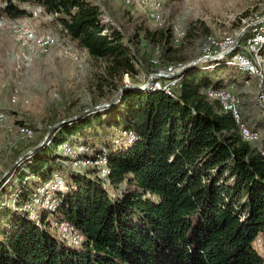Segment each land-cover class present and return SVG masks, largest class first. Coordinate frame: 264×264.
<instances>
[{"label":"trees","instance_id":"obj_1","mask_svg":"<svg viewBox=\"0 0 264 264\" xmlns=\"http://www.w3.org/2000/svg\"><path fill=\"white\" fill-rule=\"evenodd\" d=\"M27 6H39L74 46L104 61L113 80L141 74L129 44L133 39L102 21L98 4L0 0V15L22 20L31 14ZM145 36L159 46L158 65L166 69L172 28ZM147 59L145 80L156 71ZM218 64L228 66L222 59L209 67ZM176 79L168 91L127 89L111 107L57 127L9 174L6 180L16 179L21 187L15 203L19 211L0 204V264H264L254 246L257 235L264 237V144L243 140L230 113L206 93L231 84L218 87L221 81L192 69ZM95 125H102L104 133L115 125L123 138L97 148L107 155L104 177L95 168L97 177L75 172L78 168L61 164L63 156L57 154L61 143L82 138ZM120 132L131 133L132 141ZM56 172L68 190L56 194L54 213L39 210L32 218L28 202ZM29 173L36 179L31 184L24 180ZM50 214L75 226L82 244L59 237Z\"/></svg>","mask_w":264,"mask_h":264},{"label":"rangeland","instance_id":"obj_2","mask_svg":"<svg viewBox=\"0 0 264 264\" xmlns=\"http://www.w3.org/2000/svg\"><path fill=\"white\" fill-rule=\"evenodd\" d=\"M90 1L100 6L102 21L116 26L127 39H133L129 44L138 59L137 66L141 74L133 78L124 74L119 80H113L106 73L104 61L93 60L84 49L74 46L60 26L43 13H38L37 16L30 14L22 20H13L31 27L37 35L47 31L57 37L59 44H54L49 51L40 53L35 47L23 44L17 34L6 26L9 19L0 15V175L19 155L28 150L19 154L22 148L31 143H38L42 139L53 121L57 122L76 115L85 108L108 101L117 93L119 87L115 89V85L121 86L127 82L143 85L147 80L144 79L147 73L145 71L147 58L150 57V63L156 71L178 69L198 56L207 54L203 52L206 36L211 35L217 40L234 41L244 27L264 17V0H159L161 4L159 20L151 19L147 10L143 8L135 6L129 8L122 0ZM34 7L37 6H27L29 10L31 9L30 13ZM166 26L172 28L174 44L178 45L165 56L164 60L168 61V66L164 69L163 65L160 67L158 65L161 56L159 46L145 35L147 31ZM254 26L246 32L240 44ZM67 43L73 55L67 52ZM152 60H155L156 64H153ZM209 65L208 61H201L191 69L209 76L211 80H216L220 74L235 77L239 72L233 66L209 67ZM185 73H180V77ZM175 79L165 78L164 83ZM245 84L249 85L250 80ZM254 85L256 98V80ZM232 88L238 96L240 106V97L234 86ZM258 110L261 113L259 107ZM91 113L94 111L85 115ZM116 129V126L112 125L108 133H104L102 125L101 127L95 125L87 129L82 138L73 136L71 140L64 141L57 149V154L63 156L59 159L60 163L71 168L76 167L75 169L79 167L78 171L72 169L75 172L89 171L93 173L92 176L97 177L98 174L102 176L96 167L88 166L82 169L76 164L86 156L97 155L100 152L97 148H100L101 143H117L118 138L123 139L116 135ZM27 130H31V134H28ZM120 133L128 141H132L131 134ZM92 168L97 170V175ZM28 176L30 173L25 175L24 180ZM34 180L36 179L27 180V184ZM103 183L108 185L106 180ZM4 184L2 185L5 189L0 188V204L19 211L15 203L21 190L20 185H17L16 179H11L10 182L7 179ZM67 185L66 180L57 172L53 173L48 181L40 183L26 206L30 216L37 219L39 210H46L44 211L46 214L47 211L54 213L59 205L56 194L68 190ZM1 209L3 208H0V219L4 213ZM49 218L52 228L59 232L58 222L65 221L53 218V214H50ZM58 232L56 233L59 237L62 236ZM262 237L256 249L264 257ZM67 240L73 243V240ZM76 242L80 244L79 240Z\"/></svg>","mask_w":264,"mask_h":264},{"label":"bare ground","instance_id":"obj_3","mask_svg":"<svg viewBox=\"0 0 264 264\" xmlns=\"http://www.w3.org/2000/svg\"><path fill=\"white\" fill-rule=\"evenodd\" d=\"M122 2H124V4L128 6H135L147 10L148 15L153 20L161 19V4L159 0H122ZM38 13H42V9L39 6L34 7L31 14L33 16H37ZM6 26L11 28L17 34V36L21 39L23 44H26L30 47H35L37 50H39L40 53L49 51L52 45L54 44H59L57 37L50 32L45 31L37 35L35 34V32L31 27L27 26L26 24L16 23L13 20H9ZM231 41L233 40H217L213 36L208 35L206 36L204 41L203 52L207 53L206 55H217L222 51L215 53V48L225 47L229 45V42ZM252 41H257V49L255 51H252L251 53ZM238 48H240L239 51L236 50L234 53L229 54L215 62H210V63H216L223 59L225 60V63L228 66H233L237 68L241 73H243L246 76L245 83H248L250 78H254L256 80V86H257L256 102L260 107L264 117V53L263 52L261 53V51L264 48V22L255 25L246 35L242 44H240V47ZM70 49H71L70 45L68 44L67 52L73 55ZM152 63L156 64V61L152 60ZM184 66L185 64L183 66H179L178 68L179 70L175 71L174 74H171L173 76L164 77V78L172 79L180 76V74H177V72H179ZM158 71H164V70L162 69ZM159 77L160 76H157L155 78H159ZM155 78H153L152 81ZM175 81H177V79L171 82H165L164 85L166 86H163L161 84H151L148 89H153V90L162 89L164 91H168L173 86ZM206 93L209 96V98L218 100L221 103L224 111L230 113V115L232 116V118L234 119L235 123L237 124L240 130V134L243 140L255 144L260 141L259 133L250 129L247 126V124L244 122L241 114V109L239 106L238 96L236 95L232 86L219 88V89L208 88L206 90ZM220 94L227 95V100H230V102H228L225 99H222L220 97ZM27 132L28 134H31V130H27ZM260 151L261 154L264 156V149H261ZM104 152L97 153V155L94 154L93 156L90 157L86 156L83 159L78 160L77 162L79 164L76 165H80L82 169L88 166L96 167L102 176H108L109 169L107 167V155ZM77 168L80 169L79 167ZM53 207L55 208L56 206L54 205ZM58 223H60L59 232H61V234L64 237H66L69 240H73V242L76 244H78L76 240H79V243L81 242V237L79 236L77 230L74 228L75 226L73 227L72 225L66 222L63 223L58 222ZM55 226H57V223H55ZM260 242H261V236L257 235L254 240V246L257 248Z\"/></svg>","mask_w":264,"mask_h":264},{"label":"water","instance_id":"obj_4","mask_svg":"<svg viewBox=\"0 0 264 264\" xmlns=\"http://www.w3.org/2000/svg\"><path fill=\"white\" fill-rule=\"evenodd\" d=\"M264 22V17L260 20H256L250 24H248L246 27H244L235 37V40L233 42V44L231 46H229L227 49H225L224 51L220 52L217 55H206L203 54L201 56H198L197 58L193 59L192 61L188 62L185 64V66L179 71L177 72V74L180 73H185L187 72L189 69H191L192 67H194L195 65H197L199 62L201 61H208V62H215L229 54H231L232 52H234L237 47L239 46L241 39L243 38V36L246 34V32L253 26L256 24H260ZM157 76H167V77H171L173 75L171 74H167L164 71H158L155 73H152L148 76L146 82L143 85H139L136 83H124L123 85L119 86L117 93L112 96L108 101L97 104L95 106H91L88 108H85L84 110H82L81 112H79L76 115L70 116V117H66L63 118L55 123H53L45 132L44 136L42 137V139L33 147H31L30 149L26 150L25 152H23L21 155H19L11 165H9L0 175V185L2 184L3 180H6V178L9 176V174L11 172H13L16 167L20 164L21 161H23L27 156H29L30 154L38 151L39 149H41L47 142L48 139L52 133V131L54 129H56L57 127L66 124V123H71L77 119H79L80 117L84 116L87 113L90 112H95V111H100L103 109H106L108 107H111L113 104H115L117 101L120 100V98L122 97L123 93L125 90L127 89H133V90H146L149 88V86L152 83V79L157 77Z\"/></svg>","mask_w":264,"mask_h":264},{"label":"crops","instance_id":"obj_5","mask_svg":"<svg viewBox=\"0 0 264 264\" xmlns=\"http://www.w3.org/2000/svg\"><path fill=\"white\" fill-rule=\"evenodd\" d=\"M129 8H130V6H129ZM132 8H134V7H132ZM134 9H136V8H134ZM138 10H140V9H138ZM142 13L145 14L144 12H142ZM174 38H175V36H174ZM177 45L178 44L173 43L172 47L175 48ZM209 64H211V63L209 62ZM245 78H246V76L239 71L235 77H232L229 75L225 76L223 74H220L216 80L221 81L218 87L227 86L229 84H231L230 86H234V88H235L236 92L238 93L240 100H241L240 101V108H241V113H242V117H243L244 122L247 124V126H250L253 131H256L259 133L260 140L264 144V138H263V135H264V117H263V114L261 115L262 111L260 113L258 110L259 106L256 102V98L254 95L255 79L250 78L249 79L250 84L247 85L244 83ZM211 86H213V85H211Z\"/></svg>","mask_w":264,"mask_h":264},{"label":"built area","instance_id":"obj_6","mask_svg":"<svg viewBox=\"0 0 264 264\" xmlns=\"http://www.w3.org/2000/svg\"><path fill=\"white\" fill-rule=\"evenodd\" d=\"M27 32V31H26ZM28 33V32H27ZM234 41H231L229 42V45L225 46V47H216L215 48V53L216 52H220V51H224L225 49H227L229 46H231L233 44ZM244 48V47H243ZM257 49V41H252L251 42V53L252 51H255ZM257 67V66H256ZM176 70H179V69H168V70H164L165 73L167 74H174V72ZM164 77H167V76H160L159 78H155L151 84H161L163 86H166L164 85ZM220 97L222 99H225L227 100V95L225 94H220ZM228 102H230V100H227Z\"/></svg>","mask_w":264,"mask_h":264}]
</instances>
